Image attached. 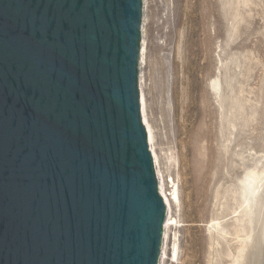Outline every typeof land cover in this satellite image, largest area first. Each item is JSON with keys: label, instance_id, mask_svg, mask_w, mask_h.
<instances>
[{"label": "water", "instance_id": "water-1", "mask_svg": "<svg viewBox=\"0 0 264 264\" xmlns=\"http://www.w3.org/2000/svg\"><path fill=\"white\" fill-rule=\"evenodd\" d=\"M149 0H0V264H171Z\"/></svg>", "mask_w": 264, "mask_h": 264}, {"label": "rangeland", "instance_id": "rangeland-1", "mask_svg": "<svg viewBox=\"0 0 264 264\" xmlns=\"http://www.w3.org/2000/svg\"><path fill=\"white\" fill-rule=\"evenodd\" d=\"M148 18L165 195L177 221L171 264H228L239 241V180L264 165V0H149ZM190 89L196 105L190 136L180 137L183 157L173 128Z\"/></svg>", "mask_w": 264, "mask_h": 264}, {"label": "bare ground", "instance_id": "bare-ground-1", "mask_svg": "<svg viewBox=\"0 0 264 264\" xmlns=\"http://www.w3.org/2000/svg\"><path fill=\"white\" fill-rule=\"evenodd\" d=\"M216 86H217L216 83L212 84V89L214 90L216 88ZM188 100H189V101H187L188 104L184 105V114L182 117L183 123H181L182 125L176 123V125L173 128L177 138H179V140L177 141V146H182L185 149V153H184L185 155H183V157L186 156V154L188 153V148H187L186 142L185 141L183 142V140L180 139V137L185 136V139H186V137H188L189 132H190V128H191L193 120H194L193 119V109L196 105L195 99L191 98V89L189 91ZM198 168L200 169V167H198ZM198 173L200 175L199 171H198ZM208 173H209V171H208ZM204 176L205 175L202 176L201 180H203L205 178ZM203 183H204L203 181H200L199 183H197L196 186H202ZM204 187H205V185H204ZM203 189H205V188H203ZM206 191H207V188H206ZM196 193H198V192H195L193 194L194 198H195V196H200V194H201V192H200V194H196ZM171 196L173 198V201L175 202L176 198H177V193L176 192L172 193ZM201 200H202V198H201ZM237 201H238V206H237L238 211L234 210L233 213L238 212V214H240V216L239 217L236 216L238 219H236L237 224L234 227L235 232L233 234H235V236L239 239V241H238L237 248H235L236 252L234 254H231L232 256H230V254H227L228 257L229 256L232 257L231 262L228 264H264V165H262V167H260V169H257L255 166L254 168L247 169L244 172L243 176L239 180ZM196 202H197V200H196ZM166 205H167V215H168V226H170V225L175 226L177 221L172 220L171 207H170V204H169L167 198H166ZM236 205H237V203H236ZM223 216H224V214H223ZM209 227H210L209 229H211L212 227H216V229H217L219 227V222L212 219V221H210ZM223 228L226 229L225 227H223ZM223 228H221V229H223ZM208 233H210L209 230H208ZM238 234L241 235L240 238H239ZM214 235H216V234H214ZM211 238H212V236H211ZM170 247H171V257H172L171 263H175V262H177V256H178V248H177V242H176V236L175 235H173V239H172V243H171ZM255 254H257V255H255ZM254 255H255V257H254Z\"/></svg>", "mask_w": 264, "mask_h": 264}]
</instances>
